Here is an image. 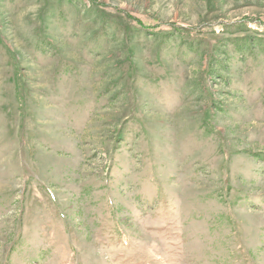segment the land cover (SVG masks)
<instances>
[{"label": "rangeland", "instance_id": "374dc122", "mask_svg": "<svg viewBox=\"0 0 264 264\" xmlns=\"http://www.w3.org/2000/svg\"><path fill=\"white\" fill-rule=\"evenodd\" d=\"M0 264H264V0H0Z\"/></svg>", "mask_w": 264, "mask_h": 264}]
</instances>
